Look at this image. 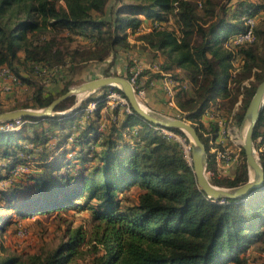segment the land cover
Masks as SVG:
<instances>
[{"label":"trees","instance_id":"obj_1","mask_svg":"<svg viewBox=\"0 0 264 264\" xmlns=\"http://www.w3.org/2000/svg\"><path fill=\"white\" fill-rule=\"evenodd\" d=\"M262 10L264 0L258 5L227 0L219 15L205 19L189 0H0V68H8L28 90L26 102L9 110L48 105L80 81L77 74L90 62L122 55L127 60L132 48L128 34L144 20L155 22L141 37L163 55V69L182 71H173L170 78L178 84L179 110L187 112L206 147L210 182L240 185L248 179L243 149L235 171L219 173L201 115L219 96L229 97L232 105L244 93L247 98L236 112L242 119L264 78L258 72L264 67V17L257 19L253 41L232 39L244 30L245 16ZM77 36L85 38L84 44ZM238 60L242 63L235 69ZM251 77L256 83L243 82ZM182 81L190 83L192 94L181 88ZM106 93L92 111L85 109L88 99L68 115L23 117L9 122L15 129L0 128V182L21 172L16 179L21 183L0 188L2 208L21 218L69 208L90 211L92 234L101 247L90 264H246L248 247L259 243L253 250L264 251V184L242 198L208 197L179 143L156 132L129 105L128 111L121 105L107 107ZM72 103L73 96L67 97L56 110ZM205 131L216 138L218 126L209 122ZM258 136L263 143L264 107L253 141ZM259 158L264 171V149ZM34 162L36 169L28 171ZM19 166L28 169L16 171ZM7 221L0 215L1 230ZM82 242L77 230L45 254L5 256L0 264H73Z\"/></svg>","mask_w":264,"mask_h":264},{"label":"rangeland","instance_id":"obj_2","mask_svg":"<svg viewBox=\"0 0 264 264\" xmlns=\"http://www.w3.org/2000/svg\"><path fill=\"white\" fill-rule=\"evenodd\" d=\"M193 5L196 6V10L199 15L205 19L212 18L214 14L219 15L223 9V4L227 0H189ZM262 0H248V3H253L258 5L261 3ZM212 8L214 9V13L211 11H207V9ZM236 11H239L236 10ZM235 11V12H236ZM255 16L257 19L261 21L264 17V10L258 12ZM148 22V21H147ZM145 22V23H147ZM259 23V22H258ZM78 41L80 44H84L79 39L80 36H77ZM76 42V41H75ZM78 42V43H79ZM262 39L259 38L257 40V44H260ZM131 55V58H130ZM128 58L127 60L124 59L123 56H114L111 61H106L100 64H96L94 62L88 63V65L84 68V72L78 73L80 81H74L75 83L71 85H77L83 81L105 76V75H120L124 76L127 70V63L131 61L133 63V67L138 65V60L135 57L136 55L130 53L126 55ZM138 63V64H137ZM241 60H238V63L234 65L235 67H239L241 64ZM22 68V67H21ZM236 69V68H235ZM238 69V68H237ZM86 70V72H85ZM258 72L264 73V67L258 69ZM116 73V74H113ZM25 74V72H23ZM182 75H184L182 73ZM126 76V75H125ZM182 78V77H181ZM252 80L253 83L255 82L254 78L251 77L249 80L243 81L245 84L248 81ZM6 82V83H5ZM256 83V82H255ZM4 85H9V89L4 87ZM60 86V83H57ZM70 85V86H71ZM178 84L174 86V95H170L168 91L165 92V97L160 100V103H164L168 105L170 108L175 109V106L178 108L177 99L175 97V93L178 90L176 87ZM187 85V86H186ZM185 87H181L185 89L187 94H192L191 86L186 84ZM11 86V87H10ZM45 86L48 88L49 84L46 82ZM55 86V87H59ZM108 90V88H107ZM105 89H100L92 92L91 94L85 96L84 100L90 99V101H95L97 98H101L106 92ZM242 94V95H241ZM235 102L231 105L229 103V97L219 96L218 99L213 100L210 107L214 110L213 117H217V115L221 117H232L230 120V126L232 127L231 131L226 135V137L220 139L218 137L214 140L212 133H207L205 130L209 129V122H215L214 118L209 120L210 118L203 117V113L201 115V123H202V132L205 138H208V152L212 153L215 152L216 149L222 148V145L228 146L234 153H238V160L227 169L226 172H222L221 169L217 170L221 174H232L237 165L242 161V154H241V146L244 135V128L245 124L243 123V117L241 120H238L236 112L240 110L242 107L247 95L241 93ZM147 96V95H146ZM172 96V97H171ZM28 97V90L22 84H12L8 83L7 78L4 75L0 76V108L4 109L3 111L9 110L11 106H15V104L20 102H26L25 98ZM82 95H73V103L72 105L78 101ZM83 100V101H84ZM159 101V100H158ZM144 106L145 103L140 101ZM168 102H172L169 104ZM99 103V102H98ZM98 103L96 105H98ZM210 104V103H209ZM209 104L207 107H209ZM71 105V106H72ZM69 106V107H71ZM68 107V108H69ZM31 108V107H30ZM34 108V107H33ZM68 108L64 109L67 110ZM61 111V110H58ZM168 116L177 117L175 110L170 111ZM177 113L179 114L177 118H185L188 123L192 122L186 118L187 112H181L179 108L177 109ZM201 125V124H197ZM206 128V129H205ZM187 136V135H186ZM188 138V136H187ZM189 142V140H188ZM257 142L254 141V146L256 148ZM240 148V149H239ZM256 153L259 156V152L256 149ZM189 160V155L187 156ZM35 162L31 164V169L28 171H33L36 169ZM90 165V164H88ZM78 165L76 167H80ZM26 167L24 170H27ZM21 174V172L15 173L14 177L3 179L0 182V188H11L10 185L14 183H21L17 182V177ZM206 175L209 178V172L206 171ZM21 179V178H20ZM22 181V180H18ZM221 187V186H220ZM136 190V187H133L132 190H129V194L127 196L128 202L133 201V192ZM84 201V199H82ZM3 202L0 200V215L7 216V224L3 230L0 229V258L5 256L14 255L20 257L21 259H26L30 255L33 254H45L53 249H55L61 242L67 241V239L77 230H80V233L83 235V242L78 246V253L73 258V264H90L91 259L94 255L95 248H101L99 244H97L94 240L95 236L92 234V229L94 222L91 219L90 211L86 209H79V208H69L66 210H53L49 213L44 214H35L33 216H29L26 218H21L18 216H12V210L8 208H2ZM259 243H255L248 247L246 251L247 253V263L246 264H264V251H255L253 250V246ZM244 251V252H245Z\"/></svg>","mask_w":264,"mask_h":264},{"label":"water","instance_id":"obj_3","mask_svg":"<svg viewBox=\"0 0 264 264\" xmlns=\"http://www.w3.org/2000/svg\"><path fill=\"white\" fill-rule=\"evenodd\" d=\"M114 87L119 90L129 103L133 111L152 125L169 129H179L188 136L191 146V164L198 186L205 194L213 199L242 198L256 188L264 184V171L253 141V130L264 107V78L257 84L243 115L245 124L241 148L244 151L247 165L248 179L246 182L234 187H220L210 182L206 175L207 150L198 135L196 128L185 118L171 117L149 109L144 106L134 93L133 87L124 76L105 75L83 81L77 85H71L67 90L54 98L48 105L40 108L22 107L0 112V123L23 117L46 118L49 116L68 115L81 104L85 96L104 87ZM73 95H82L67 110L58 111L59 102Z\"/></svg>","mask_w":264,"mask_h":264},{"label":"built area","instance_id":"obj_4","mask_svg":"<svg viewBox=\"0 0 264 264\" xmlns=\"http://www.w3.org/2000/svg\"><path fill=\"white\" fill-rule=\"evenodd\" d=\"M257 22V16L255 15H247L244 17V30L234 35L232 41L233 43H244V42H251L254 39L253 35V28ZM154 23H141V25L135 30V33H144L153 27ZM154 68L159 69V66L155 65ZM143 72V68L140 65H136L131 71L130 76H125L126 79L130 82V84L133 87L134 93L136 95V98L139 101L144 102V99L147 95V83L146 80H144L141 75ZM4 75L8 83L16 84L18 83L16 75L11 72L8 68L2 67L0 68V76ZM147 78V77H146ZM170 75L168 78L163 79V84L165 87V90L168 91L170 95H174V90L172 87V83L170 81ZM172 80V79H171ZM174 81V80H173ZM150 82V81H149ZM184 86V85H183ZM7 89H9V85H4ZM11 87V86H10ZM172 97V96H171ZM98 100L91 101L88 103V105L85 107L87 111H92L96 108ZM171 104L172 102H168ZM105 104L110 109L121 105L125 107V110H129L128 107V101L126 98L121 94V92L117 89L110 88L106 95H105ZM214 110L212 107H207L203 111V115L207 118H210L209 120H212L214 118L215 123L218 126V133L217 137L214 139L216 140L218 137L220 139L226 137V135L231 131L232 127L230 126V120L232 117H221L217 115V117H213ZM179 115V114H178ZM177 115V117H179ZM11 121V120H10ZM10 121H5L3 123H0V128L4 129H15L16 126L10 124ZM154 130L161 135L176 140L179 143L180 149L183 153V156L186 158L188 162L191 163V146L188 140L186 139L187 136H182L178 133H176L173 129L164 128L160 126L152 125ZM256 142L258 145H256V149L258 152L262 151L264 149V142L261 143V137L258 136L256 139ZM240 149V148H239ZM215 160H216V166H218V169L220 168L222 172H226L227 169H230V167L235 163V161L238 160V153H234L232 149H230L228 146L222 145V148H218L215 150ZM189 155V160L187 156ZM25 167L19 166L17 167L16 171H23ZM222 201V200H221Z\"/></svg>","mask_w":264,"mask_h":264},{"label":"crops","instance_id":"obj_5","mask_svg":"<svg viewBox=\"0 0 264 264\" xmlns=\"http://www.w3.org/2000/svg\"><path fill=\"white\" fill-rule=\"evenodd\" d=\"M147 22L146 20H144V23ZM148 23V22H147ZM141 35H143L142 33H133V34H128V40L132 46V48L129 50L130 53L133 52L134 55H136L135 57L138 60V65H140L143 68V72L141 77L146 80L147 83V96L144 99V103L145 105L156 112L162 113V114H166L169 115V113H172L170 111H174L176 112V115H178L177 113V107L175 106V109L170 108L168 105H165L164 103H160V100L163 98V96L165 97V87L163 84V79L168 78L170 73H172L173 71L179 72L181 73V69L180 68H175L174 70H165L161 67V64L164 60L163 55H161V53H159L158 51H154L151 48H149L147 46V43L144 39H142ZM81 42H85V38L80 36ZM123 56V55H122ZM113 58V56L109 57L108 59H106L104 62L106 61H111ZM131 58V55H130ZM103 63V62H101ZM238 61H235L234 65L237 64ZM157 65L159 66V69L154 68V66ZM134 67L130 66L129 67V71H131ZM236 69L238 67H235ZM126 71V70H125ZM60 73H57V76H59ZM147 77V78H146ZM150 81V82H149ZM171 85L174 88L175 84H177V81H173L171 80ZM6 83V82H5ZM182 85H186L188 84V81H182L180 82ZM187 86V85H186ZM190 86V83L189 85ZM54 86H50V88H52ZM174 90V89H173ZM218 98H216L217 100ZM159 100V101H158ZM212 102L209 104V106H211ZM106 107L102 108L101 112H105L106 111ZM120 117L121 115L118 114ZM203 117H205L203 115ZM217 137V136H216ZM215 139V138H214Z\"/></svg>","mask_w":264,"mask_h":264}]
</instances>
